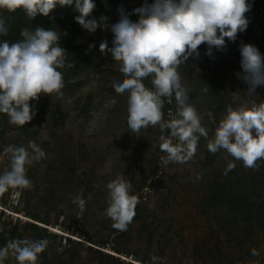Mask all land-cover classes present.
Listing matches in <instances>:
<instances>
[{
    "label": "rangeland",
    "instance_id": "1",
    "mask_svg": "<svg viewBox=\"0 0 264 264\" xmlns=\"http://www.w3.org/2000/svg\"><path fill=\"white\" fill-rule=\"evenodd\" d=\"M143 3L144 0H108L104 14L108 17L107 23L118 22L119 5L123 4L131 13L133 8ZM67 22L70 23L71 18ZM253 26L254 22L249 21L247 30H252ZM110 36V31H103L101 41L109 42ZM247 38L253 42L251 34ZM100 42L92 43L78 53L76 59L86 66L77 76L68 68L59 69L63 73L62 95H41L38 100L30 101V107L36 113L30 123L22 128L12 126L7 115L0 114V172L8 166L9 157L3 155V150L9 144L27 146L30 140H34L46 153L45 159L28 167L31 189L9 190L0 196V232H15L21 239H36L28 224H37L43 228L40 229L41 239L47 238L50 241L48 247L52 250L59 249L60 243L64 245V237H55L49 232L82 241L85 247H96L75 227L84 226L85 230L92 232L101 225L103 218L112 224L104 214L108 199L106 185L123 175L132 185V194L139 197L137 207L143 210L140 214L146 220L143 223L140 219H133L130 224V235L124 240L130 252H136L150 262L151 257H159L158 264H205L203 259L206 264H235L230 262L232 258L226 250L216 251L217 225L206 212L204 184L227 168L229 162L235 163L236 169L243 163L223 150L211 154L207 150V141L201 137L196 154L190 161L162 165L161 156L166 154L159 147V128L142 130L139 137L128 129L127 93L117 94L112 87L113 80H122L123 75L110 54H101ZM206 49L207 45H201L200 59L189 58L179 72L182 82L194 90L195 96L189 98V103L203 117L202 126L208 129L211 138L226 107H236L242 102L234 100L232 93L240 91L239 96L243 99L246 86L237 77V73L242 72L241 56L226 58L224 51L214 49V56L207 57L204 55ZM143 82L152 87L150 78ZM210 83L213 89L209 88ZM257 94L252 99L259 103L264 100V87L258 88ZM111 98H115L116 104L104 107ZM55 105L61 107L63 119L56 118ZM209 111L213 113V119L207 116ZM163 112L165 120L171 119L168 112L175 116L174 97L165 98ZM158 162L163 175L158 170L156 173L153 171ZM158 174L164 176V183L154 187L152 182ZM87 178L89 186L83 183ZM145 187L151 191L148 199L142 201L140 196ZM77 196L87 201L83 214L72 203ZM37 216L47 218L49 223L37 221ZM257 222L253 223L252 241L247 253L264 250V235L259 232ZM100 234L108 237L106 230ZM149 237L151 246L148 245ZM112 238L109 236L110 243L104 251L112 253ZM197 238H203L204 242L195 256L192 247ZM226 249L232 255L237 254V248H229L228 245ZM244 249L246 251L247 248ZM113 254L135 264L131 255ZM4 264L16 262L9 257Z\"/></svg>",
    "mask_w": 264,
    "mask_h": 264
},
{
    "label": "clouds",
    "instance_id": "2",
    "mask_svg": "<svg viewBox=\"0 0 264 264\" xmlns=\"http://www.w3.org/2000/svg\"><path fill=\"white\" fill-rule=\"evenodd\" d=\"M104 3L107 8V0ZM57 5H74L79 13L76 23L90 34L98 29L112 33V46L103 40L99 50L102 55L110 54L123 75L122 80H113L112 87L117 94L127 93V127L136 137L149 127L159 128V147L166 154L161 156L162 165L190 161L203 137L211 154L223 150L245 168L258 170L259 162L264 160V100L257 103L252 98L258 96V88L264 87V55L253 45L240 42L242 72L237 77L246 86L245 96L242 99L240 91L232 93L234 100L242 102L226 107L211 138L202 126L203 117L189 103L191 89L182 82L179 72L189 58L200 59L201 45H207L204 55L213 57L214 49H225L226 38L236 42L238 33L248 28L246 13L252 8L248 0H144L131 13L121 4L117 8L119 20L112 25L107 23V16H92L96 9L93 0H0V10H23L30 19L38 14L49 16ZM132 15L138 19L131 20ZM8 31L6 20L0 17V36H6ZM21 35L23 39L17 42L0 41V114L7 115L10 125L22 128L36 115L30 101L41 95H62L63 73L59 69L67 64V51L59 46L60 36L54 29H25ZM149 78L151 88L143 82ZM173 97L175 116L165 120V98ZM115 104V98H111L104 107ZM207 116L213 119L211 111ZM3 155L9 157V162L0 172V196L9 190L31 189L28 167L45 159V151L30 140L27 146L9 144ZM235 166L229 162L226 173ZM106 188L104 214L115 230L127 231L136 215L139 197L132 194V185L123 175L108 182ZM72 203L83 214L87 201L77 196ZM49 243L47 238L9 239L0 247V264L9 257L16 264H38ZM252 255L259 253L253 250ZM151 260L158 264L160 258L153 256Z\"/></svg>",
    "mask_w": 264,
    "mask_h": 264
},
{
    "label": "trees",
    "instance_id": "3",
    "mask_svg": "<svg viewBox=\"0 0 264 264\" xmlns=\"http://www.w3.org/2000/svg\"><path fill=\"white\" fill-rule=\"evenodd\" d=\"M93 2L96 4V9L92 16L99 19L101 15L105 14L107 8L104 0H93ZM248 3L252 5V8L246 13V17L249 21L254 22V26L250 31L246 30L243 33H238L236 42L225 39L226 47L223 51L226 58L240 56L238 46L241 41L245 44H254V47L264 55V0H248ZM77 15L79 13L74 10V5L71 7L57 5L49 16L45 17L38 14L34 19L27 17L23 10H17L16 12L0 10V17L6 20L9 28L6 36H0V41L17 42L23 39L21 33L25 29L29 32L34 31L36 28L54 29L60 36L59 46L67 51V64L64 68H68L73 75L77 76L79 71L86 66V63L80 64L81 60L76 59L78 53L86 50L92 43L97 44L100 42L103 32L98 29L95 33L90 34L82 29L75 21ZM68 18H71L70 23L67 22ZM130 19L136 21L138 16L133 15ZM249 34L252 35L253 42L248 40ZM110 37L113 38L112 36ZM108 39L111 44L112 39ZM110 44L109 47H111ZM68 64L71 66L69 67ZM209 88L213 89L211 83ZM194 96V90H192L189 98L192 99ZM54 111L58 114L56 118H64L63 111L59 105H55ZM159 165L160 162L155 164L154 173L158 170ZM259 165L258 170H253L240 164L239 168H234L231 171H227V173L225 168L219 174L214 175L207 184H204L206 212L217 225L216 237L218 243L216 244V251L224 252L226 250L228 256L231 255V263L264 264V250L258 251V256L247 253L252 241L251 235L254 221H258V230L264 235V160L260 161ZM162 177L154 179L152 182L154 187L163 185L164 180ZM83 183H85V186L90 185L88 178ZM142 211L137 207L135 212L138 215H135L136 218L134 217V219H140L145 223L146 220L140 214ZM36 219L44 224L49 223L47 218L41 216H37ZM108 221V219L103 218L101 225L92 232L85 230L84 226L75 227L76 231H80L83 238L96 247L92 245L85 247L82 241L49 232V235L64 237V245L60 243L61 247L53 250L48 247L44 253L40 254L38 264H134L131 261L120 259L113 252L120 255H131L135 262L140 261L141 264H152L148 258L136 252H130L124 244V240L130 235V225L127 231L121 232L115 230ZM28 226L31 228L35 238L41 239L40 229L43 228L37 224H28ZM105 230L108 232V237L100 234ZM111 235L113 236L112 245L110 246L112 253L103 250L110 243L108 238ZM13 238H17L15 232H0V244L5 245L9 239ZM202 242H204L203 238L195 240L192 247L195 256ZM226 243L229 248H237V254L232 255L230 250L226 249V246H228ZM148 245H152L150 237L148 238ZM244 248H247L246 251ZM202 262L207 263L205 259Z\"/></svg>",
    "mask_w": 264,
    "mask_h": 264
},
{
    "label": "built area",
    "instance_id": "4",
    "mask_svg": "<svg viewBox=\"0 0 264 264\" xmlns=\"http://www.w3.org/2000/svg\"><path fill=\"white\" fill-rule=\"evenodd\" d=\"M169 114H168V116L169 117H171V118H174V115H173V113L171 114V112H168ZM171 114V115H170ZM175 142V141H174ZM158 172H159V174H161V175H163V171H162V169H158ZM155 175V178L156 177H161L160 175ZM151 190L149 189V188H147V187H145L143 190H142V194H141V200L142 201H146L147 199H148V194H149V192H150Z\"/></svg>",
    "mask_w": 264,
    "mask_h": 264
}]
</instances>
